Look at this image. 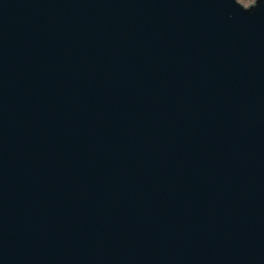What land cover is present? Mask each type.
Listing matches in <instances>:
<instances>
[{
    "label": "water",
    "instance_id": "obj_1",
    "mask_svg": "<svg viewBox=\"0 0 264 264\" xmlns=\"http://www.w3.org/2000/svg\"><path fill=\"white\" fill-rule=\"evenodd\" d=\"M0 264H264V0H0Z\"/></svg>",
    "mask_w": 264,
    "mask_h": 264
},
{
    "label": "rangeland",
    "instance_id": "obj_2",
    "mask_svg": "<svg viewBox=\"0 0 264 264\" xmlns=\"http://www.w3.org/2000/svg\"><path fill=\"white\" fill-rule=\"evenodd\" d=\"M245 5H250L251 3L255 2V0H240Z\"/></svg>",
    "mask_w": 264,
    "mask_h": 264
}]
</instances>
